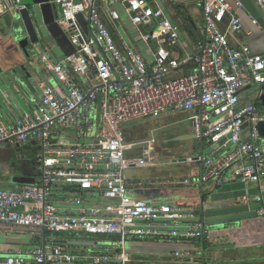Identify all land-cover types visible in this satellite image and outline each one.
<instances>
[{
	"label": "built area",
	"instance_id": "built-area-1",
	"mask_svg": "<svg viewBox=\"0 0 264 264\" xmlns=\"http://www.w3.org/2000/svg\"><path fill=\"white\" fill-rule=\"evenodd\" d=\"M264 18V0H254ZM54 24L69 43L58 62L40 55L57 85L32 97L33 111L10 125L0 121V145L36 146L37 181L0 188V225L26 232L37 245L0 251V264H147L127 250L149 239L206 240L199 212L153 204L128 195L125 125L164 114L188 113L195 136L218 144L199 158L200 184L220 188L232 180L255 184L243 204L261 203L264 226V113L242 101V90L264 94V54L230 40L242 31L238 0H201L204 25L195 52L178 54V29L152 0H54ZM0 0V17L5 11ZM20 9L25 5L15 3ZM87 23L85 32L78 16ZM125 16L143 45L121 29ZM257 26V21L251 18ZM182 71V75L173 74ZM137 166L145 165L139 157ZM101 238L95 250L71 249L56 237ZM109 241H107V240ZM196 258L204 255L202 245ZM187 253L174 252L176 259Z\"/></svg>",
	"mask_w": 264,
	"mask_h": 264
},
{
	"label": "crops",
	"instance_id": "crops-1",
	"mask_svg": "<svg viewBox=\"0 0 264 264\" xmlns=\"http://www.w3.org/2000/svg\"><path fill=\"white\" fill-rule=\"evenodd\" d=\"M33 1L35 0H5V11L0 17V121L7 126L24 114H31L34 109L31 99L39 95L45 85H57L55 78L44 70L43 64L40 62V55L47 56L51 62H58L69 51L68 41L58 32L47 35L46 41H43L41 47L36 49L31 45L24 50L20 47L26 35L21 20L15 13L14 5L20 3L28 6ZM53 1L49 0V2ZM152 1L163 10L165 16L178 29V54L181 57L193 54L204 29L201 0ZM238 1L242 4L241 9L236 10L242 31L236 33L230 43L232 45L245 44L252 54L263 55L264 18L261 11L254 0ZM177 12L184 19L183 22L179 20ZM251 18L257 21V26L251 23ZM121 29L133 30L125 16L121 17ZM136 48L138 49L137 45ZM178 75H182V71L173 74V76ZM249 86L242 92L244 103H246L244 99L250 97L251 89L255 88L253 85ZM250 100L247 103L258 102L255 95ZM185 115L187 121H190V115L184 112L164 114L159 118L145 120L159 121V119H169L174 116L184 118ZM131 123L133 122L125 125V130ZM155 133L156 131L151 129L154 138ZM194 137L197 142L195 156L198 158L195 165L189 164L186 161L187 157L185 159L177 157L178 162H174V164L171 161L163 163L157 161L158 163H156L155 158L149 162L145 159V165L139 167L136 161L142 155L138 153L133 156L126 151L125 177L128 184V195L133 199H144L153 204H177L193 208L198 213L203 199L207 200L206 202H209L211 206L223 205L229 203L233 197H250L258 192L257 185L242 184L238 180H232L220 188L198 183L201 174L199 158L212 154L214 150L208 152L209 147L213 144L199 141L195 136V131ZM35 151L36 146L31 145H21L17 149L0 145V188H17L37 181L38 175L32 163ZM152 164H157V167H153ZM146 168H149L147 173L142 171ZM177 169L180 172L176 175ZM176 177L184 183L179 187H172L169 181L175 182ZM261 187L264 190V182ZM255 220L207 226L208 235L202 242L184 238L149 239L146 242H130L127 245V250L135 258L147 259V264H264V226L260 218ZM0 227L5 228L6 226L0 225ZM14 232L22 233V231ZM30 238L32 241L29 244L37 245L36 239L31 235ZM56 239L67 244L71 249L95 250L94 247H98L97 245L102 243L101 238H87L79 234H65L57 236ZM19 241L21 245L17 244L15 247H10L6 242L0 243V251L9 252L11 249L22 247L27 243L24 240ZM198 245H202L204 249V255L199 260L196 258ZM174 252L187 253L188 255L180 260L174 258Z\"/></svg>",
	"mask_w": 264,
	"mask_h": 264
},
{
	"label": "rangeland",
	"instance_id": "rangeland-1",
	"mask_svg": "<svg viewBox=\"0 0 264 264\" xmlns=\"http://www.w3.org/2000/svg\"><path fill=\"white\" fill-rule=\"evenodd\" d=\"M127 34L131 35L134 45H137L138 50L142 52L143 45L138 42L136 31H134V29L126 30V33H123L126 42L129 44L130 41L126 36ZM254 93L255 88H252L249 96L252 98V96L255 95ZM250 97L245 98L244 101L248 102L251 99ZM257 108L259 111L264 113V105L262 106L258 104ZM187 120V116L185 115L184 118L174 116L169 119H159V121L141 120L131 123L126 130V135L129 141L126 151L133 156H136L138 153H140L144 159H147L148 162L155 158L156 163H158L157 161H159V163L171 161V163L174 164V162H178L177 157L183 159L187 157L186 161L191 165H195L196 160H198V158L195 156V147L197 146V142L194 137L192 124ZM151 129L156 131L154 134L155 138L153 137V134H151ZM19 147L12 148L17 149ZM163 165L166 166L165 164ZM152 166L157 167V164H152ZM148 169L146 168V170L144 169L142 171L147 173ZM177 170L176 175L180 172ZM169 183L172 187H179L184 182L179 181L177 178L175 179V182L172 180L169 181ZM3 228L4 227H0V243L4 244L6 242L10 247H15L17 244H19V240H24L27 242L25 245H30L29 243H31L32 239L30 238L29 234L25 232H14L16 230H12L7 227L4 229ZM5 237L6 239L9 238V240H6Z\"/></svg>",
	"mask_w": 264,
	"mask_h": 264
},
{
	"label": "water",
	"instance_id": "water-1",
	"mask_svg": "<svg viewBox=\"0 0 264 264\" xmlns=\"http://www.w3.org/2000/svg\"><path fill=\"white\" fill-rule=\"evenodd\" d=\"M15 13L21 20L26 35L25 39L22 40V43L20 44V47L23 50L29 45L33 46L34 49L41 47V43L46 41L47 35H50L53 32L60 33L58 27L54 24V20L58 18L57 7L54 3L49 2V0H35L28 6L16 9ZM176 14L179 20L183 22L184 19L179 13L177 12ZM78 18L86 32V21L81 15H79ZM257 100L258 103L263 106L264 94ZM258 133L261 137H264V121L258 124ZM223 142L224 140H221L218 144L211 145L208 152L216 150L218 145ZM241 198L242 196L233 197L227 204H215L214 206H211L209 202H206L207 200L203 199L200 203L199 215L206 226H215L259 218L257 210L261 208L262 204H243Z\"/></svg>",
	"mask_w": 264,
	"mask_h": 264
},
{
	"label": "trees",
	"instance_id": "trees-1",
	"mask_svg": "<svg viewBox=\"0 0 264 264\" xmlns=\"http://www.w3.org/2000/svg\"><path fill=\"white\" fill-rule=\"evenodd\" d=\"M258 104H259L258 102H257V103H255V105H256V106H258ZM168 240H169V239H168Z\"/></svg>",
	"mask_w": 264,
	"mask_h": 264
}]
</instances>
